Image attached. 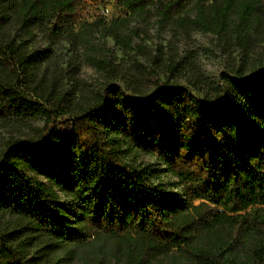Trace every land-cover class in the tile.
I'll return each instance as SVG.
<instances>
[{
    "label": "trees",
    "instance_id": "1",
    "mask_svg": "<svg viewBox=\"0 0 264 264\" xmlns=\"http://www.w3.org/2000/svg\"><path fill=\"white\" fill-rule=\"evenodd\" d=\"M88 1L0 0V119L25 124L45 117L52 124L39 140H10L0 154V217L16 223L0 224V264H37L31 251L38 244L70 253L95 235L154 253L186 248L198 264H264V216L237 221L228 230L236 229L234 243L218 238L201 250L196 243L203 245L217 231L196 239L189 213L201 199L236 212L264 203V69L237 72L226 78V89L211 87L203 99L198 83L182 86L168 74L141 101L108 85L112 104L102 95L79 110L54 90L39 87L31 93L29 77L34 79L45 56L29 50L28 41L35 32L50 41L76 39L77 23L88 26ZM190 1L114 0L124 14L143 12L155 2L165 18ZM249 1L253 8L241 1L244 21L251 9L264 13V0ZM12 26L29 40L9 38ZM116 26L109 35L131 47ZM122 142L173 173L185 192L183 205L175 206L161 170L121 158ZM59 192L76 202L80 223L69 220ZM210 215L202 216L204 223Z\"/></svg>",
    "mask_w": 264,
    "mask_h": 264
},
{
    "label": "rangeland",
    "instance_id": "2",
    "mask_svg": "<svg viewBox=\"0 0 264 264\" xmlns=\"http://www.w3.org/2000/svg\"><path fill=\"white\" fill-rule=\"evenodd\" d=\"M241 1L192 0L180 13L165 18L155 2L143 12L124 14L114 0H89L84 15L88 26L77 23L76 39L50 41L35 32V38L28 41L29 50L45 56L34 79L29 77L30 92H37L39 87L54 90L58 96L69 98L79 110L91 107L102 95L107 104H112L115 97L106 89L108 85L115 86L122 97L141 101L152 93L157 82H166L168 74L182 86L198 83V95L203 99L212 94L211 87L226 89L227 79L237 77V72L250 75L264 69V13L251 9L249 17L242 20ZM246 3L251 8L255 6L249 0ZM114 22L121 40L130 41L131 47L117 44L109 35L107 31L114 29ZM7 36L18 42L29 40L14 26ZM229 96L234 97L231 93ZM51 126L45 117L25 124L0 119V154L10 140H39ZM121 149L122 159L161 170V179L175 206L183 205L186 198L179 180L156 157L131 151L125 143ZM40 180L49 186L46 180ZM59 201L68 211L69 220L80 223L82 214L76 202L60 192ZM189 213L195 222L196 239L217 231L203 245L196 243L199 249L209 250L218 238L234 243L236 229L231 233L228 230L252 215L264 216V203L236 212L201 199L193 202ZM207 213H211V219L204 223L202 216ZM1 222L6 226L15 220L7 215L0 217ZM45 246L38 244L31 251L32 258H39L37 264H198L186 248L172 247L154 253L105 235H95L86 245L72 247L70 253Z\"/></svg>",
    "mask_w": 264,
    "mask_h": 264
}]
</instances>
